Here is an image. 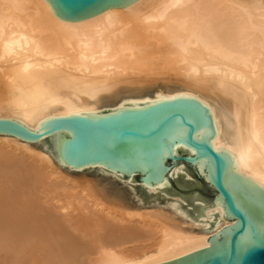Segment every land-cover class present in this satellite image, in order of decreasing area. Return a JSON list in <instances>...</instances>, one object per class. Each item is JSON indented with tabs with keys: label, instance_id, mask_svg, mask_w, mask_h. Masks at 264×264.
<instances>
[{
	"label": "bare ground",
	"instance_id": "obj_1",
	"mask_svg": "<svg viewBox=\"0 0 264 264\" xmlns=\"http://www.w3.org/2000/svg\"><path fill=\"white\" fill-rule=\"evenodd\" d=\"M180 96L210 108L229 171L264 189V0H138L79 21L48 0H0V118L39 131ZM68 136L0 134V264H36L39 251L51 264H163L233 223L223 202L195 218L176 207L184 198L147 194L104 166H66ZM93 170L131 186L140 205L86 180Z\"/></svg>",
	"mask_w": 264,
	"mask_h": 264
},
{
	"label": "water",
	"instance_id": "obj_2",
	"mask_svg": "<svg viewBox=\"0 0 264 264\" xmlns=\"http://www.w3.org/2000/svg\"><path fill=\"white\" fill-rule=\"evenodd\" d=\"M137 1L51 0V5L59 19L79 21ZM216 131L210 108L198 97L184 96L98 117L51 118L39 131L0 118V134L32 142L69 133L60 146L66 166H104L145 185L139 187L147 194L184 198L176 207L192 217L207 219L201 207L223 202L233 223L209 235L208 247L163 264H264V189L229 171V155L213 146Z\"/></svg>",
	"mask_w": 264,
	"mask_h": 264
},
{
	"label": "rangeland",
	"instance_id": "obj_3",
	"mask_svg": "<svg viewBox=\"0 0 264 264\" xmlns=\"http://www.w3.org/2000/svg\"><path fill=\"white\" fill-rule=\"evenodd\" d=\"M86 175H87V177L85 178L86 180L90 179V180L97 182L104 190H106L110 194V196L119 198L127 206L135 208V207H138L140 205V202H139L140 199L138 198V195L135 194L132 187L129 185H126V183H124L119 178L117 179V177H114L111 174L100 172L97 170L87 171ZM82 179H84V178H82ZM141 197L144 198V196H142V195H141ZM144 200H145V202H148V201H150V198H147ZM160 200L164 203L166 202V200L164 198L161 199V197H160ZM148 203H150V202H148ZM36 253H37V256H35ZM42 253L43 252L40 253V251H39V253L38 252L34 253L35 255L33 257H35V258H33V260L35 259L34 261L37 260L36 262H38L36 264H41V263L43 264L44 262H45L44 264H46V261L48 264H51V263H49V261H50L49 259H51L50 258L51 256H49L45 253L44 256H47V257L49 256V259H47V258L44 259L43 258L44 256L42 255ZM41 256H43V257H41ZM36 257H38L39 259ZM40 258L43 259L44 262H43V260H40ZM39 260L42 262L40 263ZM51 262H55L54 257H53V259H51Z\"/></svg>",
	"mask_w": 264,
	"mask_h": 264
},
{
	"label": "snow or ice",
	"instance_id": "obj_4",
	"mask_svg": "<svg viewBox=\"0 0 264 264\" xmlns=\"http://www.w3.org/2000/svg\"><path fill=\"white\" fill-rule=\"evenodd\" d=\"M49 3H51V0H49ZM175 99V97H173ZM171 144L174 146H178L179 140L178 139H172ZM248 242L247 241H242L243 246H247Z\"/></svg>",
	"mask_w": 264,
	"mask_h": 264
}]
</instances>
